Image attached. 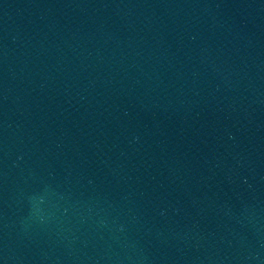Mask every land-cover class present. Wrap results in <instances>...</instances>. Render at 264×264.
Wrapping results in <instances>:
<instances>
[{"label": "water", "instance_id": "obj_1", "mask_svg": "<svg viewBox=\"0 0 264 264\" xmlns=\"http://www.w3.org/2000/svg\"><path fill=\"white\" fill-rule=\"evenodd\" d=\"M0 264H264V0H0Z\"/></svg>", "mask_w": 264, "mask_h": 264}]
</instances>
